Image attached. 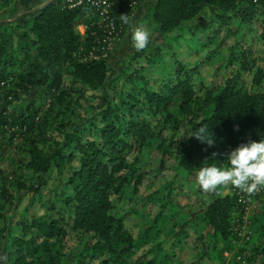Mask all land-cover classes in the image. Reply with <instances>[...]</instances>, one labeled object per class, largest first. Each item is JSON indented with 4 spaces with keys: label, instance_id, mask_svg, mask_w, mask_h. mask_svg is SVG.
I'll return each mask as SVG.
<instances>
[{
    "label": "trees",
    "instance_id": "1",
    "mask_svg": "<svg viewBox=\"0 0 264 264\" xmlns=\"http://www.w3.org/2000/svg\"><path fill=\"white\" fill-rule=\"evenodd\" d=\"M0 1L9 4L15 0ZM143 1L107 0L108 21L116 32L140 23L151 32L149 45L136 51L115 76H110V59L103 51L108 34L94 23L100 8L91 0L73 7L68 0H51L0 26V136L6 126L17 127L22 133L24 130L25 135L30 133L26 139L32 140L31 148L23 165L28 175L39 178L31 187L24 182L19 185L20 198L0 184V242L7 239L9 264H157V257L148 254L154 248H167L160 243L143 249L125 226V215L116 211L117 201L127 194L132 203H159L151 229L169 209L161 193L168 186L167 197L176 193L171 189L175 188L173 182L146 196L139 193L147 174L143 151L163 152L156 167L159 173L169 159L175 158L178 170L186 175L212 164L226 167V153L241 143L264 139V57L256 55L255 44L258 38L264 43V0H156L145 20L135 21L134 8ZM122 14L129 15L130 24L120 21ZM231 23L237 26L234 31L225 28ZM183 24H190L193 31L173 35ZM80 25L87 27L85 33L78 29ZM255 25L261 32L254 45L249 44L253 37L248 35ZM229 35L236 39L228 49L230 66L225 80L213 89L201 86L196 90L192 82L196 68L191 67L190 59H213ZM175 41L179 45L173 53L170 51L178 66L175 75L157 76L152 59L168 48L167 43L171 46ZM180 45L183 50H178ZM245 73L251 79H244ZM78 85L81 94L87 87L101 91L99 104L92 106V116L86 119L97 127L100 139L88 144L78 143L85 126L75 121L71 109ZM36 89L53 95L49 114L41 122L36 121L40 108L36 98L24 100L22 93ZM41 123H56L62 132L46 140L53 144L50 147L38 145L46 139L34 134ZM200 127L213 133L209 138L215 139V146L192 137ZM57 135L64 140L61 142ZM76 143L79 148L71 150ZM65 149L71 151L66 153ZM214 153L218 154L215 158ZM65 162L69 169L57 194L62 207L57 209L52 203L44 216L7 225L11 203L17 200L16 208L29 192L43 189L49 182L46 175L63 170ZM22 190L26 191L23 199ZM230 190L236 188L230 186ZM34 198V194L29 195L26 210L34 208ZM257 200L264 201V191ZM262 209L259 222L264 218V202ZM237 210L244 211L234 192L214 198L199 213L213 227L214 235L224 241L222 248L214 247L213 251L221 261L225 260L223 252L231 249L226 239L238 237L231 223V214ZM261 227L264 231V220ZM251 258L264 264V246L257 247Z\"/></svg>",
    "mask_w": 264,
    "mask_h": 264
},
{
    "label": "rangeland",
    "instance_id": "2",
    "mask_svg": "<svg viewBox=\"0 0 264 264\" xmlns=\"http://www.w3.org/2000/svg\"><path fill=\"white\" fill-rule=\"evenodd\" d=\"M49 1L51 0H15L9 4H4L3 1H0V26L6 21L25 16L26 13L40 8ZM155 2L156 0H144L140 5H137L134 8L133 20H145L144 18L153 10ZM94 20H96L94 23H99L100 15L99 18ZM136 26L125 29L122 32L106 35L103 51L110 59V76L120 74L125 66L131 62V56L137 51L133 47L131 39L132 32ZM189 26L190 24H183L175 29L172 34L181 36L187 30H190L188 32H192L193 30L189 29L191 27ZM255 27L248 35V38L252 36L253 39L248 42L249 44L256 42V55L264 57V43L259 41V38V40L257 39L253 43L256 36L261 32L260 26L255 25ZM86 28L84 25L78 27L81 33H85ZM225 28L234 31L237 29V26L231 23L225 26ZM238 35L239 37L241 36V34ZM223 36L224 33L220 35V38H223ZM235 39L236 36L229 35L226 44L216 52V56L213 59L200 61V56H193L190 59L191 67L196 68L192 71V82L196 90L200 89L201 86L213 89L223 83L230 66L228 65L230 59V50L228 49L230 46L235 45ZM177 43L175 41L171 46L170 43H167L168 48H164L157 56V59H152L157 69L155 70L157 76L168 73H172V76L175 75L178 66H175V57L170 51L173 53L177 49L179 45ZM194 46L198 47L199 42L195 41ZM183 47V45H180L178 50H183ZM180 58L185 61L183 55ZM244 79H251V75L245 73ZM66 82L71 83L68 80ZM22 93L24 100H33L36 98V104L40 106L36 121L41 122L49 114L47 110L51 106L53 95L47 94L46 91L39 92L38 89L32 90L29 93ZM74 93L76 101L71 107L73 112H75L74 119L76 122H81V125L85 126L83 132L80 134L81 138L78 143L88 144L92 141L99 140L100 137L97 134V127L92 125L91 122H86V119L92 116V106L99 104L101 91L87 87L85 88V93L81 94V88L78 85ZM78 113L79 115H77ZM147 119L154 118L147 116ZM7 128L8 126L5 127L6 131L0 136V184H5L10 193L20 198L19 185L22 182L31 187L32 185H36L39 180V178L33 177L31 173L28 175V170L23 165L28 157V150L31 148L32 140L28 141L26 139L30 136V133L25 135L24 130L22 133L17 127ZM37 133L46 137L44 141L36 142L40 147L52 146L53 144L48 143V141L46 142V140L54 134H62L58 130L56 123H52L51 126L42 123L38 124L34 134ZM59 135H57V139L62 142L64 137ZM78 143L72 145L71 150L76 148V151L79 148L77 146ZM71 150L65 149L66 153ZM162 154V151L156 149H145L143 151L142 163L145 172L149 176L146 174L144 184L141 186L139 192L143 196H146L150 192L162 189L163 186L170 185L169 182H173L172 184H174L175 188L172 187L171 189L173 192L176 190V193H172L170 198L167 197V193L170 191L169 186L161 193L169 209H166L159 216L157 226L151 229L149 227L155 220L159 203L144 200L140 202L134 200L132 203L129 200L130 196L127 194L126 197L117 201L118 206L116 208V211H120V214L125 215V226L133 232L134 237L138 239L143 249L150 250L160 243L164 245V248H167L165 250H157L154 248L148 256L152 258L156 256L157 264H258L256 260L250 259V257L254 254L257 247L264 246V231L261 227L264 218L260 222L257 220L263 213L262 206L264 201L256 200L246 208V212L244 213L241 210L232 212L231 223L234 224L233 230L235 233L237 232L238 237L235 238L233 236L226 239L230 243L231 249L223 252L225 260L221 261L213 251L214 247L222 248L224 241H221L220 235H214L213 227L208 225L206 221H203L202 218L204 216L199 213L204 211L214 198L232 195V190H230L231 185L221 187L213 193H204L196 184L197 173L184 175V171L178 170L175 158L169 159L163 171L159 173L156 167L159 164ZM68 169L69 163L65 162L63 170H54L46 175L49 182L43 189H39L38 192L32 191L28 193L29 195H35L34 208H31L29 211L25 209L29 195L16 208L17 200L12 202L7 211L6 224L14 226L21 221L30 222L34 216L40 217L41 214L44 216L48 212L47 207L52 203L56 204L57 209L62 207V201L57 198V194L65 183L64 172L66 170L68 172ZM23 172L25 174L24 176ZM25 192L22 190V199ZM8 250L7 239H1L0 264H9L7 256ZM146 254L147 251H145L144 256ZM70 264L75 263L70 262Z\"/></svg>",
    "mask_w": 264,
    "mask_h": 264
},
{
    "label": "clouds",
    "instance_id": "3",
    "mask_svg": "<svg viewBox=\"0 0 264 264\" xmlns=\"http://www.w3.org/2000/svg\"><path fill=\"white\" fill-rule=\"evenodd\" d=\"M119 19L123 24L131 23L128 14L120 15ZM150 38L151 32L145 24L140 23L134 27L131 39L137 51L144 50L149 45ZM210 136L214 135L212 132L209 133L206 127H200L192 135L201 143L213 147L216 141L209 138ZM216 155L218 154L214 153L213 158ZM225 156L228 166L218 167L212 164V166L201 167L197 173L196 184L204 193H213L229 185L248 196L255 195L264 189V139L259 142L241 143Z\"/></svg>",
    "mask_w": 264,
    "mask_h": 264
},
{
    "label": "built area",
    "instance_id": "4",
    "mask_svg": "<svg viewBox=\"0 0 264 264\" xmlns=\"http://www.w3.org/2000/svg\"><path fill=\"white\" fill-rule=\"evenodd\" d=\"M83 0H71L70 2V7H73L75 5L81 4ZM90 1V0H89ZM92 5L97 6L98 8H100V21H99V25L101 27L104 28V30L107 32V34H113L116 33V30L114 28L113 23H110L108 20L110 18L109 14H108V2L107 0H91ZM264 191V189H262L260 192L256 193L255 195L252 196H248L245 193L241 192L239 189L236 190H232V193L236 192V194L238 195V202L241 203L244 211L246 212V208H248L250 205H252L256 200H257V196L262 193Z\"/></svg>",
    "mask_w": 264,
    "mask_h": 264
}]
</instances>
